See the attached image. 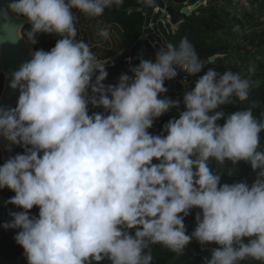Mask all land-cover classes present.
<instances>
[{
	"label": "clouds",
	"instance_id": "1",
	"mask_svg": "<svg viewBox=\"0 0 264 264\" xmlns=\"http://www.w3.org/2000/svg\"><path fill=\"white\" fill-rule=\"evenodd\" d=\"M140 3L150 7L153 0ZM122 4L11 0L0 10V18L11 13L30 26L9 25L0 40L57 37L11 74L8 87L19 91L18 101L0 107V137L24 148L0 166V189L14 193L5 204L22 209L3 227L19 229L14 240L27 264H151L152 245L182 255L193 240L218 246L206 264L264 262V121L251 108L223 110L247 100L251 81L214 68L199 75L205 65L184 37L105 85L107 61L76 39L75 12L97 18ZM98 35L107 39L108 28ZM178 71L198 78L191 90L185 86L184 111L152 135L153 122L179 107L159 98ZM89 106L103 111L89 115ZM210 161L245 162L255 179L220 184L223 173ZM33 207L38 216L29 215ZM193 208L200 213L186 234L184 217Z\"/></svg>",
	"mask_w": 264,
	"mask_h": 264
},
{
	"label": "trees",
	"instance_id": "2",
	"mask_svg": "<svg viewBox=\"0 0 264 264\" xmlns=\"http://www.w3.org/2000/svg\"><path fill=\"white\" fill-rule=\"evenodd\" d=\"M172 1L181 4L186 3L188 0ZM249 2L251 10L242 12V10H236L230 1L222 4L218 0H210L208 5L198 7L189 16H185L179 25L174 27L175 40L167 38L162 24L158 21V15L153 17L152 23L154 29L163 35L166 45L169 43L178 45L182 38L187 37L201 61H206L211 56L216 57L212 63L207 62L204 64L205 69L199 75H203L208 68H214L221 73L232 71L248 78L251 81V87L247 100L243 102L234 100L233 104L224 106L223 110L227 114H231L237 110L251 108L253 116L264 121V0H249ZM141 5L140 0H123V4L119 8L113 6L111 9H105L101 21H99V17L88 18L79 12H75L76 39L89 44L91 35L96 34L98 43L105 42L107 39L99 36L97 31L100 28L107 27L108 30L117 33L119 41L108 50L107 54L96 57L101 60L115 58L142 37L144 15L138 11ZM133 8L137 10H131ZM79 22H81V26H78ZM93 24H95V27L92 28ZM29 27L27 24L24 29L28 30ZM93 30L97 33H94ZM56 40L57 37L55 36L38 35L33 48L35 51L44 50L47 52L55 46ZM240 41L253 45L256 53L243 56L239 49ZM154 53L152 46L145 41L137 49L133 65L130 66L128 61H119L106 68L107 77L103 83L105 85L115 84L122 73L128 72L131 67L138 63L139 58H153ZM250 68H253L254 71L249 72ZM197 78L198 76L188 77L189 81L193 82ZM2 82L3 78L0 75V92ZM167 86L168 81L165 82V87L167 88ZM165 95L166 98L173 100L178 97L175 93H165ZM88 111L91 115L93 112H102L103 109L89 106ZM178 114V108L170 110L156 119L148 131L152 135L162 134L163 126L174 116L178 118ZM223 122V119H221L217 123L222 125ZM259 147L264 150V131L260 134ZM10 150L12 152L11 157L24 152V148L19 145H10ZM152 163H157V161H152ZM209 163L213 171L223 173L220 184L246 182L251 185L255 179V173L252 172L250 165L245 162H239L237 165H232L227 161L223 165L217 164L215 161ZM0 166H2L1 157ZM12 196H14V193L7 188L0 189V264H27L23 249L14 240V236L19 229H5L3 227L5 223L11 222V212L22 211V209L11 204H5V201ZM38 212L39 209L33 207L29 210V215L38 216ZM198 213H200V210L193 208L184 217L183 223L186 234H191L194 231L196 227L195 217ZM248 239L250 238H245L243 242L247 243ZM216 247L218 246L214 243L201 245L193 240L185 247L183 254L178 255L163 245H152L151 264H206L212 250ZM101 264H110V262L105 259ZM239 264H264V262L248 258L240 261Z\"/></svg>",
	"mask_w": 264,
	"mask_h": 264
},
{
	"label": "water",
	"instance_id": "3",
	"mask_svg": "<svg viewBox=\"0 0 264 264\" xmlns=\"http://www.w3.org/2000/svg\"><path fill=\"white\" fill-rule=\"evenodd\" d=\"M11 0H0V10H6L7 5ZM207 0H188L186 3L177 4L172 0H153V4L150 7L141 5L138 9L144 15V24L142 30V37L135 41V43L118 54L115 58L105 59L107 63L105 68L111 67L119 61H128L129 65H133V61L136 55V51L140 45L147 41L153 48L154 52L160 47H165V40L163 35L151 27L152 19L155 15H158V21L162 24V28L166 33L167 38L170 40L176 39L174 33V27L179 25L185 16H189L198 7L204 5ZM136 11V8L131 9ZM103 15L99 17L101 21ZM23 27L27 25V22L23 18H17L11 13L8 14V20L0 18V36H5L10 31L9 25H20ZM34 44H30L26 39L19 40L16 43L0 40V75H2V89L0 92V107L15 108L19 91L12 90L8 87L11 74L18 70L21 64L31 59V53L35 52L33 48ZM215 56L209 57L206 61H202L204 64L212 63L215 60ZM183 81V83H182ZM184 86L188 89L194 87V82L189 81L188 77L183 72L178 71V75L175 79L168 81L167 92L175 93L178 95L176 101L179 102L178 111L183 112V92ZM160 99L166 98V95L159 97ZM10 145L7 141L0 137V157L2 165L5 161L11 158Z\"/></svg>",
	"mask_w": 264,
	"mask_h": 264
},
{
	"label": "rangeland",
	"instance_id": "4",
	"mask_svg": "<svg viewBox=\"0 0 264 264\" xmlns=\"http://www.w3.org/2000/svg\"><path fill=\"white\" fill-rule=\"evenodd\" d=\"M218 1H219V3H222V4H226L230 1L232 3V5H234L233 7L236 8V10H242V12H249L251 10L249 0H218ZM209 2H210V0H207V2L202 6L208 5ZM151 25L153 26L154 24L151 23ZM78 26H81V22L78 23ZM93 27H95V24L92 25V28ZM91 32H92V29H91ZM97 32L94 31V33H97ZM92 35H91V39H90L88 45L90 46L92 52L96 56L101 55V54L102 55L107 54L108 50L111 47H114L119 41L118 40L119 36L117 35V33H115V31L114 32L111 31L110 29H109V36L105 42L98 43L97 42V40H98L97 35L96 34H92ZM243 44H244V46H243ZM239 49H240V53L243 56L253 55L254 53H256V49L253 48V45H250L248 43H244L242 41L239 42ZM251 59H253V58H251ZM187 89H188V87H187ZM188 90H190V89H188ZM184 91H185V86H184Z\"/></svg>",
	"mask_w": 264,
	"mask_h": 264
},
{
	"label": "built area",
	"instance_id": "5",
	"mask_svg": "<svg viewBox=\"0 0 264 264\" xmlns=\"http://www.w3.org/2000/svg\"><path fill=\"white\" fill-rule=\"evenodd\" d=\"M151 27H152L153 31H155L154 26L151 25Z\"/></svg>",
	"mask_w": 264,
	"mask_h": 264
}]
</instances>
